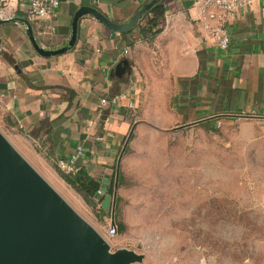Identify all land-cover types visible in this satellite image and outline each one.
Instances as JSON below:
<instances>
[{
    "label": "crops",
    "instance_id": "obj_1",
    "mask_svg": "<svg viewBox=\"0 0 264 264\" xmlns=\"http://www.w3.org/2000/svg\"><path fill=\"white\" fill-rule=\"evenodd\" d=\"M143 1L59 0L50 16L29 20L38 42L56 48L78 7L122 22ZM163 3L164 24L151 40L84 15L75 46L52 57L35 52L24 26H0V130L21 154L58 163L80 146L75 170L111 176L138 107L162 127H236L240 140L264 151V5L226 14L229 46L221 50L210 32L219 20L202 14L200 0ZM27 7L19 1L14 16L28 18ZM122 59L130 72L118 78L113 70Z\"/></svg>",
    "mask_w": 264,
    "mask_h": 264
},
{
    "label": "rangeland",
    "instance_id": "obj_2",
    "mask_svg": "<svg viewBox=\"0 0 264 264\" xmlns=\"http://www.w3.org/2000/svg\"><path fill=\"white\" fill-rule=\"evenodd\" d=\"M140 109L116 187L114 218L124 232L113 237L104 233L110 210L88 205L59 177L57 163L22 155L111 251L143 254L132 264H264L263 149L240 140L236 127H162Z\"/></svg>",
    "mask_w": 264,
    "mask_h": 264
},
{
    "label": "water",
    "instance_id": "obj_3",
    "mask_svg": "<svg viewBox=\"0 0 264 264\" xmlns=\"http://www.w3.org/2000/svg\"><path fill=\"white\" fill-rule=\"evenodd\" d=\"M165 0H144L122 22L108 18L99 9L82 5L72 17L65 42L56 48L42 46L28 18H0V26L20 24L35 52L43 57L70 51L78 38L81 17L90 15L117 33H129L158 4ZM130 72L126 59L120 60L113 74L120 78ZM133 126L130 128L116 160L114 190L107 193L109 175L99 178L94 197L100 206L110 208V222L115 225L114 207L120 159ZM143 254L111 247L101 233L87 222L28 162L0 130V264H132L141 262Z\"/></svg>",
    "mask_w": 264,
    "mask_h": 264
},
{
    "label": "built area",
    "instance_id": "obj_4",
    "mask_svg": "<svg viewBox=\"0 0 264 264\" xmlns=\"http://www.w3.org/2000/svg\"><path fill=\"white\" fill-rule=\"evenodd\" d=\"M19 1H26L28 3L27 14L28 19L38 18L43 19L52 13L58 6L59 0H0V18H9L14 16ZM254 2L264 5V0H200V9L203 15L209 18L218 19L216 26L210 29L211 38L214 45L221 50H225L229 46V34L223 24V18L227 13H230L237 8H244ZM125 94H120L117 98L124 97ZM131 107V104H129ZM82 148L77 147L76 153L68 160H60L57 163L58 168L65 172L70 173L75 171L74 162L77 156L80 155ZM105 236L113 237L117 233L115 225L111 222L105 228Z\"/></svg>",
    "mask_w": 264,
    "mask_h": 264
},
{
    "label": "trees",
    "instance_id": "obj_5",
    "mask_svg": "<svg viewBox=\"0 0 264 264\" xmlns=\"http://www.w3.org/2000/svg\"><path fill=\"white\" fill-rule=\"evenodd\" d=\"M164 14H165V6L164 3L162 2L158 4L156 7H154L146 15H144L142 20L135 27L136 29H138L143 39L151 40L160 32L164 24ZM49 162H53V161H49ZM53 163L54 166L57 168L55 162ZM56 171L59 177L66 184L72 187L76 192H78L88 205H92V206L99 205L98 213L101 214L107 211L100 206V201L94 197L95 193L99 190L101 181L97 180V178L90 176L83 167H80L77 170L70 173H65L58 168L56 169ZM114 177H115V164L112 166V175L109 176V183L107 189V193L111 195L114 189ZM121 180H122V174L119 171L117 184H119ZM117 201H118V196L115 197L114 212H116L117 209ZM108 210H110V208ZM115 226L117 232L119 233L124 232L125 226L123 222L115 220Z\"/></svg>",
    "mask_w": 264,
    "mask_h": 264
}]
</instances>
